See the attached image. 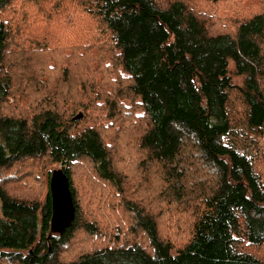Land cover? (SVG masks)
<instances>
[{"label": "trees", "instance_id": "trees-1", "mask_svg": "<svg viewBox=\"0 0 264 264\" xmlns=\"http://www.w3.org/2000/svg\"><path fill=\"white\" fill-rule=\"evenodd\" d=\"M191 1L0 0V264H264V167L258 169L259 150L250 144L264 140V0L225 30ZM204 1L228 2V11L234 4ZM28 4L38 12L29 26L35 34L23 35L30 52L17 48L19 31L7 18ZM73 5L108 39L115 71L124 74L120 98L107 97L102 106L113 125L132 128L125 150L108 146L95 125L75 126L83 115L72 117L74 111L96 105L92 53L51 50L56 39L45 34L70 25ZM136 155L142 170L152 169L151 180L134 189L116 162L125 160L132 178ZM43 157L45 167L57 168L34 170ZM83 163L90 179L120 195L132 240L119 243L117 236L66 258L62 250L77 238L99 233L75 199L72 168ZM59 168L69 179L75 218L51 234L48 182ZM41 182L43 199L27 193ZM167 207L187 216L179 246L160 226Z\"/></svg>", "mask_w": 264, "mask_h": 264}, {"label": "rangeland", "instance_id": "rangeland-1", "mask_svg": "<svg viewBox=\"0 0 264 264\" xmlns=\"http://www.w3.org/2000/svg\"><path fill=\"white\" fill-rule=\"evenodd\" d=\"M227 3L228 2H223L217 5H209L204 0H193L190 2V5L197 12L202 11L207 13L208 16H217L219 18V29L225 30L230 29L232 24L235 25L238 20L257 12L261 4L260 0H234V4L231 6L232 8L228 11L226 6ZM73 10H77L74 8V5L68 13L67 23L71 22L70 25L61 23L52 27L45 34L48 36H54L56 39L53 40L51 44V50L54 46H60L63 48L64 53L70 50L80 53L81 56L85 53H92V67L90 68V72L92 75L96 76V80L92 83L98 91L95 94L97 98L95 103L96 105L91 104L90 106H87L86 104L88 107L87 110L77 109L74 111L72 117L74 115H78L79 113H82L83 115L82 123L76 124L75 126L80 128L79 125L81 124L95 125L104 136L103 138L105 142H109L108 146L113 147L118 145L120 149L125 150L126 147H124V145L126 146L129 143V140L126 139V134H129L132 128L129 127L128 130L126 128L120 129L118 125H113V119H109L102 106L104 105L103 102L107 97L116 96L117 99L120 98V95L118 97L117 93L124 81V74L121 71H115L116 61L113 58L115 55L112 51L108 50L110 47L108 39L99 31V29H94L95 25L92 24L89 18H78ZM11 11L12 12L7 15V18H11L14 21L15 27L18 28L19 40L17 48L29 51L30 46L29 43L25 41V37L35 34L29 26L38 16V12L37 10L34 11L31 4L24 6V9L21 11L18 8H12ZM25 25L28 26L30 31L23 30ZM231 28H233V26ZM23 35L29 36L23 37ZM40 48H45L44 40L37 46L36 52L33 55L34 57L37 54V49ZM53 55H55L54 52ZM82 63L85 65L84 62ZM81 73L85 75L86 71L84 70ZM233 82H239V79L235 78ZM86 84L87 89L85 93H88L91 88L88 82H86ZM120 103L124 107H127V101L118 100V104ZM234 107L239 110L241 105L237 101H234ZM117 140H122V142L119 141L118 143L116 142ZM250 144L259 150L254 153L257 154L256 165L259 170H262L264 167V140L262 138H253V140L250 141ZM136 162L138 171L133 174L132 178L127 176L126 161L117 159L116 162V166L125 172L123 174L126 176L127 181L131 179L135 181V183H130V185H134V189L140 187L145 180L147 182L151 180L149 174H151L152 169L146 164L142 170L138 155H136ZM86 163L72 168V172L74 173L73 187L75 190V199L78 200L79 210L82 217L86 221L95 224L99 233L93 237H88L85 240L83 237L77 238L75 242L71 243L68 247L62 250V254L66 258L70 255L76 256L77 254L86 250H91L94 247L98 248L108 243L112 244L117 236L119 243H124L126 240H132V235L128 227V221L119 209L121 201L120 195L116 194L110 185L104 184L99 180L90 179L94 177L91 172H89L90 167ZM35 166L34 170H37L38 173H42L46 170V168H57L56 165H51L49 163H47L45 167L44 157L41 160V164L38 166L35 164ZM133 171L134 169L129 171V173L131 174ZM16 180L17 176H12L9 182L14 183ZM23 184L24 183H21L17 186L15 192L21 193L18 187ZM11 186H14V184ZM45 190V183L41 182L38 187L29 186L27 193L31 196H35L38 192L42 195L41 199H43ZM186 224L187 216L180 214L174 207H167L166 212H163L160 219L161 228L163 227L168 229L167 234H170L171 241L175 243L174 245L176 246H179L187 238L185 235Z\"/></svg>", "mask_w": 264, "mask_h": 264}, {"label": "water", "instance_id": "water-1", "mask_svg": "<svg viewBox=\"0 0 264 264\" xmlns=\"http://www.w3.org/2000/svg\"><path fill=\"white\" fill-rule=\"evenodd\" d=\"M48 186L52 209L50 232L61 234L71 226L75 218L69 179L61 168L52 171Z\"/></svg>", "mask_w": 264, "mask_h": 264}]
</instances>
